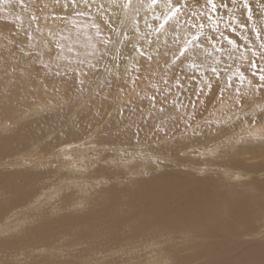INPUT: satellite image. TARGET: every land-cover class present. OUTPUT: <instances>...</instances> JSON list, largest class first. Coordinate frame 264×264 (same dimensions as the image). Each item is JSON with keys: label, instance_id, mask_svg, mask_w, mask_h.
<instances>
[{"label": "bare ground", "instance_id": "1", "mask_svg": "<svg viewBox=\"0 0 264 264\" xmlns=\"http://www.w3.org/2000/svg\"><path fill=\"white\" fill-rule=\"evenodd\" d=\"M50 2V0H25V6L21 8L19 0H4V2L0 4V18H3V24L7 25V27L8 24L10 26L11 24L12 26H15V28L13 29L14 31L21 26L31 25V27L34 28L36 23L39 21L41 25H38V27L36 28V32L38 34V39L43 43H45L49 39H55L56 41L64 42V37L69 35L74 36L77 33L83 34L81 39V42L83 43L88 39V37L94 36L95 29L92 27L94 23L100 25L102 34L109 33L110 28L107 29V26L105 24V16L102 13H98V11H96L98 8H100L99 6L103 5V0H94L90 9L84 7L86 9L84 15L76 14V16L71 17V20L69 22L72 23H69L67 27H63V31L57 30L61 23L60 17H57L55 21L47 17L48 9L54 7V5L52 6ZM262 2H264V0H262ZM123 3L124 0H110L109 7L113 8L116 14L117 12H119L120 14L123 7H114L112 5H122ZM189 3H192V1L189 0ZM253 3H255V0H253ZM134 5L135 2L133 1V8L131 11L130 19L134 18L135 20L136 13L134 12ZM146 5L147 4H143L142 7ZM71 6L72 5L69 0L68 7L65 8V10H72ZM81 11L82 10L79 9L78 12ZM166 11L167 8L163 3H160L157 9L158 14L162 15ZM140 15L142 17L145 16V12L142 11ZM32 16H36L37 18L41 17V20L37 19L34 21L31 19ZM146 18L149 19V22H151L150 16ZM217 23H219L218 31L215 33L217 40L220 33H223L230 39H232L231 37L237 39L240 45L242 44L241 41L245 40V38H247L248 40H256L255 35L248 30L229 34L231 30L228 23V17L226 16L224 17L223 21H205L204 31L207 35H209L211 30L217 28ZM261 23H264V21H258V26ZM10 26L8 28H10ZM144 27L148 30L142 20L140 22L141 35L144 32ZM251 27L252 25H249V28ZM19 32L21 33L22 31ZM50 32L52 33V35L49 34ZM0 33L2 34L0 35V43L8 41L14 44L16 42L14 38H16L17 36L10 40H6L7 36L3 35L2 31H0ZM179 33L184 35V32L181 30L179 31ZM154 34L155 32L153 34H150L151 39L155 38L156 35ZM167 39L169 42L171 41L174 44L176 40L174 38L173 31H171V35ZM218 41L220 43L224 42L223 40ZM23 45H25V43L21 45L18 44V46L21 47H23ZM13 47L14 46H12L11 49H13ZM246 53L247 55H250L249 52ZM246 53H243V55L235 56L234 52L232 57L229 58V64L225 65V67H227L225 69L223 67H219V71L224 69V73V71L228 70L229 67L231 68L232 66V68H234L238 63L243 61ZM152 54L155 55V50ZM217 55L219 59L218 61L224 60L221 54L217 53ZM39 58L41 59V61H43V63H47L49 65L48 68L43 67L44 69L42 74L46 75V77H49L50 75L64 78L66 81V89L62 90L64 93H67V91H72V94L78 92L79 86L74 84L73 73L68 72L67 74H65L64 72V59H60L59 61L53 60L52 57H49L47 54L39 55ZM24 59H27V57H23V60ZM105 62L106 59L99 65H97V69L89 72V77L86 82H93L97 79L98 72L103 67ZM257 62H259L256 63L258 67L260 69H264V58L259 56ZM10 64V61H8L5 66ZM242 64L244 63L242 62ZM58 65L60 66L58 67ZM134 68L135 66L133 65L132 69L128 70V76L136 80L137 75H140L143 70L144 74L146 75L145 77H147V71H145L143 68L139 73H136L134 71ZM57 71H59V75L56 74ZM254 71L255 69L248 70L247 68H245L233 80L232 88L226 90L225 92V107L223 115H221L220 112H216L214 110L211 118L213 122H209L214 127L209 128L205 123L200 122L201 127L199 131L201 134L194 135L192 128L187 129V131L185 132L184 125L182 123L183 121H181L179 123V130H174L175 139L163 136L153 137L152 133L148 130L150 122L146 123L144 120H142L138 111L140 108H143L145 112L147 111V100L137 99V96L130 98V95L127 96L128 98H125L126 96L123 97L121 93L118 96L117 93H113V95L107 94L115 91V88L119 85L112 80V77L110 75L108 76V73H106L107 71L103 72L104 76L107 75L106 81L111 82L112 87L109 88L106 84L105 87L109 91L102 92L101 94L99 93L98 95H92L94 102L88 100V106L89 104L93 105L94 107H91V105L90 107L94 111H91L90 114L82 115L76 126L72 127L71 129H67L62 134L58 135V138L60 139L64 138L65 140L69 138L67 141L65 140L62 146L59 147L58 151L55 152L54 150H52L50 152V150L47 148L48 145H46L42 149L44 154H46L45 157H42V160L55 158L58 161V164L62 163L60 167L58 166V164L54 165V167H52V172H58L60 169H67L69 171V179L65 183L61 182L58 188H54H56V190H60V194H63L66 203L75 201L74 209L79 207L81 208L82 205H85L88 200V194H93L97 191V189L93 186L94 184L90 181L82 183L83 187H86L89 190V193H86L85 188L77 187V182H82L83 179L75 174L78 172H81L82 174L88 173L89 170L94 166L95 162L94 158L92 157L81 158L83 156L81 144L86 138L88 132L91 130V127L102 123L100 122L101 119L106 116L109 117L111 115L110 112L114 105H116L115 110H117V108L119 107L121 108L118 109L115 115L111 118L110 123L103 128L104 131H107L109 133L103 134L102 143L106 144L108 149H111V147L114 148L112 149L113 151H110L114 152L116 155L120 154V152L122 151L126 153L125 155L129 156L126 159L127 164H122V166L129 167L130 164L136 162L134 158H136L137 160L146 158V161L156 162V157L159 156L167 161H170L172 168L168 169L169 173H162L165 172L164 169L162 167L159 168V170L154 173L156 177H150V179L143 185L141 189L131 194V198L133 200L143 201L144 208L150 214H152L154 218L157 219V221H159L153 222V226L159 227L160 225H162V229H164L165 231L167 229V233L171 235L174 240L181 239V242L166 244V242L164 241L154 242V240L151 239H149V241L131 240L127 241L126 243L120 242L121 244L115 246L116 248L111 247L102 252V261L104 263L151 264L152 261L156 258L159 260L157 261V264H160L161 262L169 263V261H172L173 257L170 251L172 247L180 249L182 248V246L188 245L185 251L182 250L179 253L177 258L179 260H177V264H196L197 262L206 258L207 259L205 261L199 264H264V242L245 241V238H247L251 234H249L248 231H245L244 229V224H251L252 222H255V220L258 221V218L264 216V200H254V202L252 203H247L241 200L234 193H221L219 191H214L211 189V176H209L208 178L202 177L209 170H218L221 172V174L227 173L225 177L221 176V178L224 177L227 180V184L229 182H234L238 179L239 175H241V173H237L235 170L243 169L248 172H254L257 171L258 168H260L259 165L245 166L239 164L236 160V157L238 155H243L246 157H250V160H254L257 159L258 156H264V140H260V137H264V133L262 132L264 131V115H262L259 119L257 118L255 125L245 123V120H243V122L239 124L241 130H243L240 132V136L236 139H244L249 142L244 146L239 147L236 150V153L228 150L225 154L224 161L222 163H219V159L222 160L223 158L220 155L221 152L218 151L222 148L219 142H227L226 132L230 131V129H227L226 126L230 124L228 120L231 117H233L238 111L244 112L247 110V113H254L257 111V109L264 107V88H260L259 90H257L260 82L258 80V75H253ZM193 73V75H196V79L194 81V84L187 88L188 91H190L192 88L194 89V85L197 86L198 81L202 77H205L209 74L208 73L207 75H201L198 70L193 71ZM223 73L221 77L223 76ZM39 74L35 71L34 68L28 70L22 76L26 79H32L34 77L38 79ZM241 75L245 77L242 83L239 80V77ZM249 81H251V86L249 85ZM61 85L65 86L64 83H62ZM133 87H140V85L136 84L134 86L133 84H131L128 90H131ZM237 88H239L240 93L243 96V102L239 103L238 106H232L233 100H240V97L236 94ZM101 91L102 90L98 92ZM188 91L184 90L183 92L178 93V95L174 98L183 105H188V102H186L185 100L191 95L188 94ZM85 93L88 94V91ZM142 96L143 95L141 94V97ZM105 97L107 99H104ZM0 100L3 101L2 103H0V106L4 102H6V98L3 96H1ZM194 100L196 99H192L189 105H191V102ZM73 101H77V99ZM45 104L42 105L40 103H34V107L32 108L31 112L39 114L41 107H43ZM259 105L262 106L259 107ZM227 106H232L230 111L228 110ZM2 107L3 106H1V108ZM220 107L221 105L219 103L216 107L212 108L217 109ZM254 107L258 108L254 111ZM101 108L102 111H100ZM72 109H74V107H72ZM207 110L208 106L195 111V120L201 119L206 114ZM63 111L64 109L58 112ZM191 112H193V109L191 110ZM97 113H99V116H96ZM180 114H186V112H180ZM63 120L64 114L60 113L58 116H55L52 119L50 118L46 122H44L39 127V129L47 130L50 128H57L62 124ZM218 120H227L226 125L223 124L221 126L220 132H217L215 127ZM133 121H135V124L127 130L126 134H124L123 132L117 133V130L122 129L125 124H127L128 122H130L131 124ZM5 125L7 124L5 123ZM136 126H139L142 129V131L140 132V144H143L144 141L149 142L148 140L150 139H153L155 141L164 139L163 144L160 147H152L157 149L156 152L151 151L148 146L147 148H144L143 146L136 144V137L133 135V133H135L136 131ZM8 140L10 139H7V141ZM213 142H215V144L213 145V147H211V144ZM178 143L184 145V147L180 149V152H176ZM8 144H10V142H8ZM135 145L138 146V148H135ZM201 145H205L206 147L202 150H199V146ZM37 149L35 150V152L37 151ZM141 149H143V151H141ZM101 151H103V147ZM259 151L262 152L260 155L257 154ZM181 152L182 154H180ZM31 153H34V151L28 153L23 152L22 155L28 154L27 156L29 158V154ZM144 153H146L148 156H145ZM199 153H202V155L210 156V159H208V161L205 163L206 166H201L203 165V163H200L198 160L197 163L191 165L188 164V159H191L192 155H198ZM186 155H188V157ZM151 156H154V158L152 159ZM166 156L170 157L171 159H168ZM20 159L21 157L19 158V161L14 162L16 163V170L0 172V190H2L5 195H7L4 199L0 198V222H2V220L5 218L7 213L11 210L10 208L12 207L20 208L18 206L32 205L33 203L38 204L42 203L44 200L49 199L43 197L42 195L38 196L40 193H42L41 190L52 188L39 185L40 183H42L45 175L47 174L35 170L36 168H41L40 165L36 166V164L41 163V161L33 160L30 163L26 162V159ZM45 166H49V164L42 163V167ZM210 166L216 167L217 169H211ZM143 170H146L145 165L131 168L129 169V172L134 171V173H144ZM105 171L106 169H101L96 171V173L102 174L105 173ZM89 176L90 178H92L91 175ZM74 177L79 178L77 182L72 180ZM63 184H65V186ZM70 185H72L74 188L76 187L77 191L81 190L83 196L74 199L73 197L75 196V193L66 195V191L70 190V188H73ZM100 185V182H96L95 187ZM36 188H38V193L33 196L36 192ZM102 192L105 193V191ZM54 193H56V191L47 194L52 195ZM109 197L110 196H108V198ZM69 206L71 207V205ZM116 217L117 215H113L114 220H112L111 222L113 223L115 228L123 229L127 223L118 222V220H116ZM69 221L71 220H69L67 217H62L59 220L58 224L69 225L71 223ZM142 229L146 231V229ZM6 234L7 232H0V253H4L8 248L16 249L20 245H26L28 242L32 241L33 242L29 244L33 245L35 241L42 236L41 229L39 227L35 230H31L25 235H20L12 239L3 240L12 235L13 232H11L10 235ZM260 234L262 233L259 232L257 235ZM180 235L182 237H180ZM113 245H116V243H113ZM49 249L50 248L47 249L43 246L35 247L32 249V251L26 253L25 259H31V262L28 264H76L74 262L68 261L66 258L62 259V256H60V258H57L58 254L53 251L50 252L54 259H52L51 257L42 256V251L49 252ZM187 249H189V251H187ZM37 250L40 254L34 255ZM180 254L183 255L180 257Z\"/></svg>", "mask_w": 264, "mask_h": 264}, {"label": "rangeland", "instance_id": "2", "mask_svg": "<svg viewBox=\"0 0 264 264\" xmlns=\"http://www.w3.org/2000/svg\"><path fill=\"white\" fill-rule=\"evenodd\" d=\"M50 1L52 6L54 5V7L48 9L47 17L51 20L53 14L60 18L63 17V22L60 23L57 29L59 31H61L63 27H67L69 23H72L69 21L71 20V17L76 16L79 9H81L82 12L84 10V13L86 10L83 4H80L79 8H74L73 6H71L72 10H65L64 0H59L60 2H57L55 0ZM133 1L135 2V13L136 10H139V13H141L142 11L146 12L150 3V0H132V2ZM191 1L194 2V0ZM3 2L4 0H2L0 4H2ZM201 2H203V0H201ZM109 3L110 0H103V8L100 7L96 10L98 11V13H102L105 16V24L107 26V29L114 27L119 30L123 27L131 31L134 24V18L130 19L133 7L128 9L123 8L120 14L119 12H117V15L115 10L109 7ZM143 4L147 5L142 7ZM38 19L41 20V17H39ZM171 23H174V21H171L170 24ZM0 24V31L3 32V35L7 36L6 40H10L17 36L16 38H14L16 40L14 44L8 41L0 43V98L1 96L6 98V102L1 105L3 107L1 108L0 106V172L16 170V163L14 162L19 161L20 157L22 160L26 159V162L30 163L33 160L41 161V163L36 164V166L40 165L41 168H36L35 170L47 174L45 175L42 183H40L39 185L43 187L58 188L61 182L65 183L69 179L68 176L70 173L67 169H60L58 172H52V167H54V165H57L58 161L55 158L42 160V157L46 156L42 149L46 145H48L47 148L50 150V152L52 150H54L55 152L58 151L59 147L63 145L65 140L67 141L69 139L67 138L64 140L63 137V139H60L58 138V135L62 134L69 128L63 123L57 128H50L47 130H41L39 129V127L48 119H52L53 117L58 116L60 113L64 114V120L66 117H70V103L71 106L74 107V109H72V112H76L78 107L80 105H83L86 101L88 102L89 96L93 95L92 93H85L89 88L93 89L94 92L102 90L101 92H98L100 94L102 92L109 91L105 87L107 75H103V72L106 71L104 67H102L98 72L96 80H94L93 82H86L84 93H81L79 91L74 94H72V91H67V93H64L62 91L66 89V81L64 78L50 75L49 77L47 76V78L46 75L42 74L44 69L42 65L44 63L39 58V55L47 54L49 57L54 56L56 54V40L49 39L48 41H46L47 44H45L38 39L36 28L38 27V25H41L39 21L36 23L34 28H32L31 25L21 26L15 31L13 30L15 26H12V24L11 26L8 24V27L10 26V28H8L7 25L3 24L2 17L0 18ZM5 27H7L8 29ZM143 29L144 32L141 36L154 33H149V30H147L145 27ZM19 31L22 32L20 33ZM171 31L172 30L170 29H166L164 30L162 35H160L159 37L155 36V38L153 39L160 45L161 51L167 50L169 51V53L176 51L178 47V44L176 43L177 41L174 40L175 42L173 44L167 39L171 35ZM181 31L184 32V35L178 33L181 43L185 39H191L194 33L200 36L201 43H204L205 38L208 36L204 30V32L200 33L198 30H193L187 26H184ZM28 34H31L33 39L29 40ZM229 34L234 33L229 32ZM0 35L2 34L0 33ZM154 35H156V33ZM231 38L235 40L238 45H240L237 39L233 37ZM218 40H221L220 35L218 37ZM251 40L253 39H250V41ZM223 41L224 42L222 44H224L225 48L232 50L230 46L227 45V42H225V40ZM133 42H135V38ZM241 42V47L232 50L233 53L235 52L234 55L239 56L243 55V53L246 52H249L250 55H247L246 53L243 61L238 63L234 68H232V66L231 68L229 67L228 70L224 71V73L223 70L227 67H225V65L229 64V58L227 59V56H223V61H218L219 59L217 52L213 51L210 46L199 53L200 59L204 60V68L199 69V73H202L209 64L218 68H224L223 70H220V73L221 75L223 73V76H220L219 82L217 83V81L213 79V93L211 94L212 96H217L219 94V88L225 85L229 77H232L233 82L238 74L245 68H247L248 70L253 69L250 67V61L255 60L256 63H259L257 62V59L260 56L259 51L255 56H253L250 51H245L243 47L245 40H242ZM24 43L25 45H23V47L18 46V44L21 45ZM143 43L145 44V50L152 54L155 50V45H153L152 48H147L146 41H144ZM259 43L260 41L253 40L252 46L254 48H258ZM12 46H14L15 48L13 47V49H11ZM21 48H26L24 49L25 52L31 53V55L29 56L22 54L20 52ZM48 49H51L50 54L48 52ZM127 54L128 51L126 50L125 55ZM23 57H27V59L23 60ZM137 58L140 59L144 65L148 64L146 58H141L139 56H137ZM8 61H10L11 64L8 65L7 70H5V64ZM242 62L244 64H242ZM105 64H108L109 67H112V61L109 59H106ZM162 64L163 61H161V66L157 67L155 62H153L151 67L147 71V77L149 75V72L154 71L156 75L152 77L151 83L156 84L161 88L165 87L161 80V76L164 75L165 72H167L169 85H175L177 77H179V79L182 81V84L179 88L173 87L170 99L176 97L178 93L183 92L184 90L188 91L187 88L194 84L196 75H193L194 70L189 66L190 61H185L183 64L177 62V65H170L168 69H164L162 67ZM132 66L133 64L131 61H124L122 59L120 61V72L123 73L125 68H127L128 70L132 69ZM34 68L38 74L40 73L38 79H36L35 77L32 79H26L22 76L25 72ZM106 73H108V76L110 75L108 71ZM208 75H211V73H209ZM139 76H146L143 70ZM207 76L202 77L198 81L197 86L194 85V89L192 88L190 91H188V94H191L188 98L185 99L186 102H188V105H184L186 106V109L185 107L180 108V112L192 113V107L191 105H189V103L192 99H197L195 93L198 92L200 87H202L201 81L206 80ZM132 80H134V78L129 76V78H126L124 81H114L119 86L115 88V91L107 94L113 95V93H117L118 96L121 93L123 97L126 96L125 98H128V95H130V98L136 97L137 93L143 95L142 89L147 90V82L141 80L137 83L138 85H140V87H133L131 90H128L129 86L132 84ZM48 83L51 85H49ZM62 83H64L65 86L61 85ZM205 92L206 94L200 96L199 100L208 102H198L195 107V111L207 106L208 110L201 119L194 120V127L195 125H200V122H213L211 118L215 109H213L212 107H216L219 104L218 100H210L209 95L207 94V90H205ZM70 94L72 98L71 102L69 100ZM149 94H151L150 91ZM76 99L80 101V105H77L75 103L72 104V101ZM2 102L3 101L0 100V103ZM34 103H40L42 105L46 103L43 106L44 108L41 107L39 114L31 112L32 108L34 107ZM90 105L91 104H89L88 109H90V112L94 111L91 109V107L94 106L91 105L90 107ZM261 106L262 105H259V107ZM115 107L116 105L113 106L110 112L111 115L109 117L106 116L100 120V122L102 123L90 128L91 130L88 132L86 138L81 144V150H83V156L81 158H94V166L86 174H82L81 172L75 174L83 179L82 182H77L79 178L76 177L72 179L73 181L78 183V188H85L86 193H89V190L86 187H83L82 183H86L87 181L92 182L94 184V188L97 189L96 193L88 194V200L85 205H82L81 208L79 207L74 209L75 201L66 203L63 194H60V190H56V188H47L45 190H41L42 193L38 195L49 198L47 200H44L42 203H33L32 205L26 206L21 205L23 207L18 206L20 208L12 207L14 209L10 208L11 210L9 209L10 211L7 213L2 222H0V232H7L6 235H10L11 232H13V234L3 240H8L15 238L16 236L25 235L31 230H35L38 227L41 229L42 236L39 237L33 245L29 244L32 243V241L28 242L26 245L24 244L25 246L20 245L16 249L8 248L4 253H0V264H28L31 262V259H25L26 253L32 251V249L35 247L41 246L47 249L50 248L49 252L42 251V256L51 257L52 259L54 258L51 255L50 251L58 254L57 258H60V256H62V259L66 258L68 261L74 262L76 264H108L102 261V252L121 243H126L127 241H149V239H151L154 240V242L164 241L166 242V244L181 242V239L174 240L171 235L167 233V229L166 231L162 229V225H160L159 227L153 226V222L159 221H157V219H155L154 216L144 208L143 201L133 200L131 198V194L141 189L143 185L150 179V177H156L154 173H156L159 168L162 167L164 169L165 172L162 173H169L168 169L172 168L170 161H167L160 157L162 163L157 164L156 162L146 161V158L139 160L134 158L136 162L130 164L129 167H123L122 164H127L126 159L129 156L125 155L126 153L122 151L120 152V154L116 155L114 152H111L114 148L111 147V149H108L107 145L102 143L103 134L109 133L107 131H104L103 128L110 123L111 118L115 115L118 109L121 108L119 107L117 108V110H115ZM257 108L258 107H254L253 110L255 111V109ZM63 109V112H58ZM88 109H85V111H87ZM263 112L264 107L257 109V111L254 113H247V110L244 112L238 111L233 117L228 120L230 124L226 126V128L230 129V131L226 132L227 142H219L222 148L218 151L221 152L220 155L223 158L222 160L219 159V163H222L224 161L225 154L228 150L236 153V150L239 147H242L249 142L244 139H236L240 136V132L243 130H241L239 124H241L243 120H245V123L255 125L257 118L259 119L262 115H264ZM96 116H99V113H97ZM5 123L7 125H5ZM182 123L184 125V122ZM127 124H130V122H128ZM125 125L122 129H124ZM118 132L122 133L121 129L117 130V133ZM262 132L264 133V131ZM7 139L10 140L7 141ZM260 140H264V137H260ZM148 141L149 142L144 141L143 144L139 145L143 146L144 148H147V146L158 148L163 144L164 139L158 141L150 139ZM8 142H10V144H8ZM214 144L215 142L211 144V147H213ZM102 147L103 151H101ZM205 147V145H201L199 146V150H202ZM135 148H138V146L135 145ZM36 149L37 151L35 152ZM31 151H34V153L29 154V158L27 156L28 154L22 155L23 152L28 153ZM261 153L262 152L259 151L257 154L260 155ZM145 156L148 155L146 154ZM186 156L188 157V155ZM151 157L152 159L154 158V156ZM166 157L168 159H171L168 156ZM208 159H210V156L202 155V153H199L198 155L194 154L192 155L191 159H188V164L191 165L199 161L200 163H203V165L201 166L205 167V163L208 161ZM236 160L239 164L245 166L259 165L260 168H258V172H248L243 169L235 170L237 173H241V175H239L238 179L234 182H229L227 184V180L224 178L227 173L221 174V172L218 170H209L202 177L208 178L209 176H211V189L214 191H219L221 193H234L241 200L247 203H252L254 202V200H264V156H258L257 159L250 160V157L238 155L236 157ZM42 163H47L49 164V166L42 167ZM61 165L62 163L58 164L59 167ZM143 165H145L146 169L143 170L144 173H134V171L129 172V169L140 167ZM210 167L211 169H217L213 166ZM101 169H106L105 173L97 174L96 171ZM89 175H91L92 178H90ZM221 176L224 177L221 178ZM96 182H100L101 185L95 187ZM63 185L65 186V184ZM70 186L73 187L72 185ZM54 191H56V193L52 195L47 194ZM102 191H105V193ZM37 193L38 188H36V192L33 196H35ZM72 193H75V196L73 197L74 199L83 196L82 191H77L76 187L70 188V190L66 191V195H71ZM6 196L7 195H5L2 190H0V198L4 199ZM108 196L110 197L108 198ZM69 205H71V207ZM113 215H117L116 220H118V222L127 223L123 229L114 227L113 223L111 222L112 220H114ZM62 217H67L69 220H71L69 221L71 223L69 225L58 224L59 220ZM142 228L146 229V231H144ZM244 229L245 231H248L249 234H251L250 236L245 238V241L264 242V232H262L264 231V216L258 218V221L255 220V222H252L251 224H244ZM259 232L262 234L257 235ZM180 237L182 236L180 235ZM113 243H116V245H113ZM187 247L188 245H184L180 249L172 247L170 250L173 255L172 261H169V263L161 262L160 264H177V260H179L177 259L179 253L182 250L185 251ZM187 251H189V249H187ZM39 254L40 253L37 250L34 255ZM182 255L183 254H180V257ZM206 259H203L196 264H199ZM157 261L159 260L156 258L152 261L151 264H157Z\"/></svg>", "mask_w": 264, "mask_h": 264}, {"label": "snow or ice", "instance_id": "3", "mask_svg": "<svg viewBox=\"0 0 264 264\" xmlns=\"http://www.w3.org/2000/svg\"><path fill=\"white\" fill-rule=\"evenodd\" d=\"M2 2V0H0ZM21 8L25 6V0H19ZM59 2V0H57ZM69 0H65L64 7H68ZM94 0H70L71 5L74 8H79L80 4H83L85 8H91ZM163 3L167 8L165 13L158 14L157 9ZM114 7H123L128 9L132 7V0H124L122 5L113 4ZM103 8V5L99 6ZM78 15H84V12H78ZM150 16L151 22L146 17ZM228 17L229 27L232 33L238 31L243 32L248 30L255 35L256 40L260 41L258 48L252 46V41L245 38V43L243 47L245 51H250L253 56L259 54L264 58V23H261L259 26L258 21H264V2L262 0H194V2L189 3V0H150L149 7L145 12V16H141L139 10H136V18L133 21L134 27L131 31L121 28L117 30L112 27L109 29L108 34H102L99 24L94 23L92 27L95 29L94 36L88 37L85 42H81L82 33H77L76 35L64 37V42L56 41L55 48L56 54L52 56L53 60L59 61L64 59L65 63L63 65L64 72L73 73V81L75 85H78V91L83 93L85 92L86 80L89 77V72L97 69L99 65L105 59L112 61V67H109L108 64H104L103 67L106 71L109 72L113 81H124L128 76V69L125 68L124 72H120V61H131L135 66L134 71L139 73L143 68L145 71L151 67L152 63L155 62L157 67L161 66V61H163L162 67L168 69L170 65H177V62L183 64L185 61H190L189 66L195 71L204 68V60L200 59L199 53L204 51L205 48L210 46L213 51L221 54L222 56H227L231 58L233 51L241 45H238L235 40L228 38L223 33L219 34L221 40H226L227 45L230 46L232 50L225 48L224 44L220 43L216 39L215 33L218 31L219 23H217V28L210 31L209 35L205 38V42L201 43L200 36L193 34L191 39H185L182 43L180 42V37L178 35L179 31L187 26L193 30H198L200 33L203 32L205 21H223L224 17ZM32 20H37L36 16L31 17ZM57 16L53 14L52 20L55 21ZM63 22V17L60 18ZM143 20L145 26L148 28L149 33L155 32L156 36L159 37L164 30L170 29L173 31L175 40L177 41L178 47L175 52L169 53V51H161L160 45L157 41L151 39L150 35L141 36L140 22ZM174 21V23H171ZM249 25H252L249 28ZM63 31V30H61ZM227 31V30H226ZM52 35V33H49ZM135 38V42H133ZM28 39H33L31 34H28ZM146 47L152 48L155 45V55L149 53L145 50ZM47 44V42H45ZM219 44V46H217ZM130 46V48H129ZM128 51V54L125 55V51ZM20 52L24 55H31V53L25 52L23 48L20 49ZM49 54L51 49H48ZM210 55V53H209ZM146 58L148 61L147 65H144L140 59ZM45 68H48L49 65L44 63L42 65ZM60 65H58L59 67ZM8 65L5 66L7 70ZM250 67L255 69L253 75H258L259 85L257 90L264 88V69H260L256 64L255 60L250 61ZM211 75L207 76L206 80H202V87L199 88L198 92L195 93L197 99L191 102V107L193 109L192 113L180 114V108L185 107L182 103L178 102L175 98L170 99L173 91V87L179 88L182 84V81L177 77L175 85H169L167 78V72L161 76V80L165 87H158L156 84L151 83L152 77L156 73L149 72L148 77H141L137 75L136 80H132L131 83L135 86L138 81L145 80L147 82V90L142 89L143 96L141 97L140 93H137V99L147 100V111L143 108H140L139 114L146 123H149V131L152 133L153 137L163 136L171 137L175 139V131L179 130V123L184 122V130L192 128L194 135H200V125L193 126L195 120V107L198 102L207 103L208 101H200L199 97L206 94L209 95V99L218 100L221 107L215 109L216 112H220L223 115L225 107V92L226 90L232 88V77H229L225 85L219 88V94L217 96H212L213 93V79L219 82L221 73L219 68L209 64L206 69L201 73V75ZM59 75V71L56 73ZM22 75V74H21ZM245 77L241 75L239 80L241 83ZM106 84L109 88L112 87V83L106 81ZM251 86V81H249ZM88 93L93 95H98V92H94L93 89L89 88ZM149 91L151 94H149ZM237 96L240 97V100H233L232 106H238L239 103L243 102V96L240 93L239 88L236 89ZM71 94L69 95V100L71 102ZM104 99H107L106 97ZM89 101L94 102L93 96H89ZM77 105H80V101H74ZM232 106H227L228 110H231ZM88 109V102L86 101L83 105H80L76 112H72V106L70 103L69 113L70 117H66L62 122L69 129L76 126L81 119L82 115L90 114V109ZM102 111V108L100 109ZM209 128L214 127L208 121L204 122ZM227 120H218L216 131H221V126L226 124ZM135 124L133 121L131 124H126L124 129L121 131L126 134L127 130L130 129ZM142 129L139 126H136V131L133 135L136 137V144H140V132ZM184 147L182 144H177L176 152H180V149ZM150 150L156 152L157 149L149 146ZM143 151V149H141ZM146 155V153H144ZM182 154V152L180 153ZM156 163H162L160 157L157 156Z\"/></svg>", "mask_w": 264, "mask_h": 264}]
</instances>
